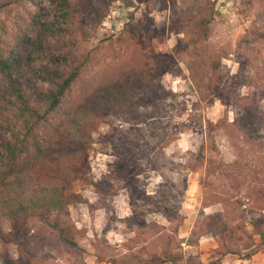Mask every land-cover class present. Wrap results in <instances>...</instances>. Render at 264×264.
Wrapping results in <instances>:
<instances>
[{
	"label": "rangeland",
	"instance_id": "obj_1",
	"mask_svg": "<svg viewBox=\"0 0 264 264\" xmlns=\"http://www.w3.org/2000/svg\"><path fill=\"white\" fill-rule=\"evenodd\" d=\"M14 6L0 10V21L10 23ZM257 9L256 0H114L83 50L111 61L138 42L165 56L168 69L143 93L152 103L101 116L86 164L66 192L69 217L0 221V264H132L137 251L163 247L180 256L178 264H209L218 244L203 223L223 211L259 242L264 211L250 209L243 197L253 188L232 189L228 172L237 161L250 176L264 171V145L233 138L228 126L244 105L210 93L211 74L223 80L238 72L235 47ZM258 111L264 114V101ZM118 172L124 178H114ZM110 184L116 195L108 196ZM239 196L245 204L237 210ZM55 218L66 221L64 234ZM227 244L240 255L215 264H264V249L245 257L237 231Z\"/></svg>",
	"mask_w": 264,
	"mask_h": 264
},
{
	"label": "trees",
	"instance_id": "obj_2",
	"mask_svg": "<svg viewBox=\"0 0 264 264\" xmlns=\"http://www.w3.org/2000/svg\"><path fill=\"white\" fill-rule=\"evenodd\" d=\"M113 1L0 0V10L15 5L8 9L10 23L0 21V221L24 217L50 221L54 213L69 217L66 192L86 164L101 116L153 102L143 93L168 69L165 56L151 54L138 42L126 45L111 61L83 50ZM256 2L254 18L235 47L238 72L223 80L211 74L210 93L244 105L245 112L228 127L234 129L236 140L260 147L264 145V114L258 111L264 101V0ZM234 164L228 172L231 188L241 193V184L247 183L253 190L243 198L250 209L264 211V171L250 176L238 161ZM114 178L124 177L118 172ZM111 191L108 196L117 194ZM136 198L150 199L140 194ZM234 201L237 210L245 204L242 196ZM53 222L64 234L66 221ZM231 224L224 211L205 216L202 231L211 233L218 244L213 249L217 258L209 264L240 255L238 248L227 244L233 231L249 251L245 257L264 249V224L257 226V243L243 220ZM128 241L129 247L134 240ZM179 259L163 247L160 252L137 251L132 264H178Z\"/></svg>",
	"mask_w": 264,
	"mask_h": 264
}]
</instances>
